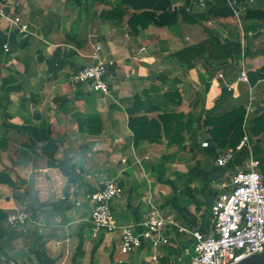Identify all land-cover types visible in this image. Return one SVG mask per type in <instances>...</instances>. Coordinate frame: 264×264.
<instances>
[{"label": "crops", "instance_id": "1", "mask_svg": "<svg viewBox=\"0 0 264 264\" xmlns=\"http://www.w3.org/2000/svg\"><path fill=\"white\" fill-rule=\"evenodd\" d=\"M20 1L17 16L27 31L0 17V171L13 183L0 182V209H27L33 220L24 229L2 220L0 264H188L194 238L178 228L208 232L215 196L230 188L241 167L215 165L228 147H202L209 135L201 115L246 108L251 90L250 133L251 120L264 111V77L256 76L264 71V24L233 15L199 20L202 9L190 0L192 20L137 25L132 33L130 13L120 22L101 14L116 0ZM237 41L239 53L233 48ZM97 45L108 63V94L68 81L96 61L91 54ZM242 61L248 82L238 80ZM130 109L148 119L180 113L181 121L167 125L173 130L186 120L190 125L183 140L162 130L160 142L136 141ZM250 136L264 145V132ZM254 156L264 179V148ZM52 161L61 162L67 174ZM217 167L221 176L212 175ZM105 177L122 187L111 202L117 226L138 224L151 205L179 225L162 226L168 243L158 247L155 259L148 242L122 253L120 227L92 231L86 196Z\"/></svg>", "mask_w": 264, "mask_h": 264}, {"label": "built area", "instance_id": "2", "mask_svg": "<svg viewBox=\"0 0 264 264\" xmlns=\"http://www.w3.org/2000/svg\"><path fill=\"white\" fill-rule=\"evenodd\" d=\"M191 1L200 9L205 8L207 3V0ZM225 1L232 10L233 16L237 18L247 10L243 0ZM20 5V0H0V17L6 19L9 26L21 33L27 31V24L22 23L17 16ZM3 49L9 50L7 43L3 44ZM99 49V45L95 46L91 54L96 61L71 73L68 81L72 86L84 83L91 90L108 94L109 86L104 80L108 63L99 58ZM217 76L221 77L222 74L217 73ZM238 80L248 82L243 61ZM249 93V103L245 108L242 123L243 135L234 149L219 151L214 163L216 166L224 167L234 162L236 155L243 149L247 151V156L241 167L231 176L230 188L215 196L209 209L208 232L179 227L173 219L160 215L153 205L138 224L117 226L111 202L121 196L122 187L113 177L101 179L97 188L86 196L91 203L89 221L92 231L111 232L120 227L122 253L132 252L140 248L144 242H148L154 251L153 259H155L158 247L168 243V237L162 233V226L166 223L176 225L179 230L189 232L194 238L195 253L190 257L188 264H237L245 257L264 253V182L258 170L259 161L252 152V137L247 130V119L253 109L251 101L254 99L251 90ZM205 116L206 114L202 113L201 120H204ZM201 145L207 147L208 141H202ZM32 220L33 215L27 209H16L6 217L8 225L22 229Z\"/></svg>", "mask_w": 264, "mask_h": 264}, {"label": "trees", "instance_id": "3", "mask_svg": "<svg viewBox=\"0 0 264 264\" xmlns=\"http://www.w3.org/2000/svg\"><path fill=\"white\" fill-rule=\"evenodd\" d=\"M76 1L81 3V0ZM242 2L247 6L246 12L241 15L243 19H254L259 22H264V0H259L260 5L258 7H251L247 0H243ZM172 3L173 0H116L115 5L108 10H103L101 14L105 18L120 22L127 13H130L127 24L128 27L131 28L130 32L132 33L137 32V25L146 27L152 24L158 27H169L177 24L181 17H186L188 20L193 19L192 15H189L188 9L186 8L187 4L189 6L190 0H187L185 5L178 8H175ZM130 10H132V12H129ZM230 15H233V12L225 0H207L206 6L202 9L201 16L198 19L202 20L204 19L203 17L209 18ZM228 45L229 43H225L224 46L230 54L232 50L228 47ZM190 47L191 46L187 48L189 49ZM233 48L235 53H239L241 50L240 41L234 42ZM256 76L258 78L264 77V71L262 74L258 73ZM165 95L171 96L174 95V93L167 92ZM136 106L137 101L134 103V107L132 109H135ZM211 112L212 111H210V113H206L207 115L203 121L204 125L208 126L207 131L209 136L207 137V147H212L213 149L224 147L234 149L243 135L242 123L245 112L244 106L240 105L221 113ZM133 113L135 112L130 109L128 124L133 131L135 137L134 139L136 141L146 139L151 142H160L162 130L165 131L166 134L168 133L169 136L174 131L175 133L178 132L180 140H183L182 132L190 125H188L189 122L186 120L183 123L187 125L183 126V128L180 126L175 127L173 130L167 126L168 123H172V121H181L179 118L180 113H168L164 111L159 114L157 118L150 119L144 115H133ZM263 132L264 111L253 117L250 125V133L253 136L258 137ZM246 156L247 151L243 149L236 155L234 162H238L239 165H242V161L246 158ZM259 163L261 162L259 161ZM50 164L52 166L59 167L64 174H67L65 166L61 162L52 161ZM3 181L13 185L10 179L5 178V173L0 171V182ZM6 217V211L0 209V226L2 220L6 219ZM1 233L0 227V236L2 235Z\"/></svg>", "mask_w": 264, "mask_h": 264}, {"label": "rangeland", "instance_id": "4", "mask_svg": "<svg viewBox=\"0 0 264 264\" xmlns=\"http://www.w3.org/2000/svg\"><path fill=\"white\" fill-rule=\"evenodd\" d=\"M247 2H248V4L249 3H251L252 1L251 0H247ZM264 24V22H260V25H263ZM255 27V26H254ZM238 28V27H237ZM251 143H252V145H251V148H252V152L254 153V154H262L263 153V148H264V145L262 144V143H260V142H257L256 140H254L253 138H252V140H251ZM212 175L213 176H218V175H222V168H220V167H217L216 169H214V170H212ZM215 180V179H214ZM191 256L195 253L194 252V249H193V251H191ZM189 259V258H188ZM189 263V262H188Z\"/></svg>", "mask_w": 264, "mask_h": 264}, {"label": "water", "instance_id": "5", "mask_svg": "<svg viewBox=\"0 0 264 264\" xmlns=\"http://www.w3.org/2000/svg\"><path fill=\"white\" fill-rule=\"evenodd\" d=\"M237 264H264V253L254 254L243 258Z\"/></svg>", "mask_w": 264, "mask_h": 264}, {"label": "bare ground", "instance_id": "6", "mask_svg": "<svg viewBox=\"0 0 264 264\" xmlns=\"http://www.w3.org/2000/svg\"><path fill=\"white\" fill-rule=\"evenodd\" d=\"M146 214V213H145ZM205 233V232H204Z\"/></svg>", "mask_w": 264, "mask_h": 264}]
</instances>
